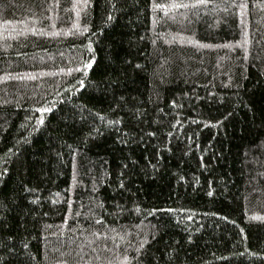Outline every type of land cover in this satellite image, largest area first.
Here are the masks:
<instances>
[{"label":"trees","instance_id":"16d2710c","mask_svg":"<svg viewBox=\"0 0 264 264\" xmlns=\"http://www.w3.org/2000/svg\"><path fill=\"white\" fill-rule=\"evenodd\" d=\"M113 3L0 0V264H264V0Z\"/></svg>","mask_w":264,"mask_h":264},{"label":"snow or ice","instance_id":"6c2138e0","mask_svg":"<svg viewBox=\"0 0 264 264\" xmlns=\"http://www.w3.org/2000/svg\"><path fill=\"white\" fill-rule=\"evenodd\" d=\"M224 2L226 4L230 3L231 6L241 9L242 14H243V10L248 7V0H239V2H237V0H224ZM92 3H93V0H71V8L69 10L74 11L76 13L77 19L72 23V28L66 34L82 35V34L87 33L89 31L87 23H85L83 25V27L81 26L80 17H81V12L90 8L92 6ZM105 3L107 6H110L112 9H115V4L113 3V0H105ZM59 4H60V0H51V7H49L47 10L51 11L53 7H58ZM210 4H214V0H194V2H192V3H184V2H182V0H167V2H157V0H152L151 7L153 10V13L163 12L167 16L171 11H174V10H177L180 8L188 9V8L208 7ZM258 6L264 7V5H258ZM225 10H227V9H225ZM86 14L87 13H85V15ZM112 19H113V16H112L111 12H109L107 15V21H111ZM53 27H55V25H53ZM32 31H33V34L35 35L36 30L32 29ZM43 34H47V33H43ZM93 34H95V33H93ZM51 35L59 36L60 33L59 32H53V33H51ZM245 37L246 38L243 41V44L246 46L250 43V41L247 38V33H245ZM199 47L206 48V47H208V45H199ZM224 47L231 49L233 46L232 45H224ZM86 51L88 53H93L91 43L86 45ZM244 53H245V55L243 58L248 59V48L247 47L244 48ZM94 63H95L94 56L89 55L87 59H82V61H81L82 66L81 67L69 68L65 74L71 75L73 72H79V73H82V75H84L86 77L88 75V72L93 69ZM134 68L143 70V66L140 64H135ZM61 71L63 72L64 70L61 69ZM24 78L25 77H20V79H24ZM27 79H35V77L29 76V77H27ZM78 83L81 86V88H83L84 80L80 79L78 81ZM51 110L52 109L50 107H40V108L36 109V111L40 112V113L50 112ZM88 111H91V110L89 109ZM229 115H231V113H229ZM96 117L101 121L105 120V117L101 116L99 113H96ZM37 123L39 125H43L44 124L43 118L42 117L39 118ZM108 123L110 125H118L121 123V120L115 119V120L108 121ZM124 135L127 136L128 133H124ZM148 135L154 136L155 133L149 132ZM8 162H9V159L5 158L4 163L7 164ZM7 172H8L7 168L0 169V178L7 175ZM120 187L123 188L124 185L121 183ZM24 190L29 191V192L35 191L34 188H28L27 186H25ZM32 202L35 203L36 201H32ZM253 219H264V217L255 216V217H253ZM97 223H102V221L98 220ZM7 227H8V225L5 222V219L2 216H0V231H2L4 228H7ZM93 235H95V233H93ZM145 243H147L146 240L141 241L138 248L136 249V251L138 253V255L136 257L138 264H143V260L140 259L141 255L144 257H148L149 250L145 249ZM141 250H144V251L141 252ZM122 264H131V262L128 260L127 257H125ZM149 264H151V261L149 262Z\"/></svg>","mask_w":264,"mask_h":264}]
</instances>
